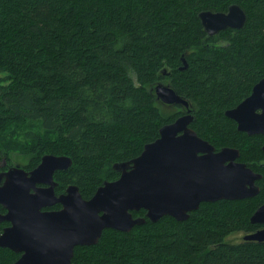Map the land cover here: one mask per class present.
<instances>
[{
    "label": "trees",
    "instance_id": "trees-1",
    "mask_svg": "<svg viewBox=\"0 0 264 264\" xmlns=\"http://www.w3.org/2000/svg\"><path fill=\"white\" fill-rule=\"evenodd\" d=\"M233 3L246 11L245 25L208 37L199 12ZM165 65L201 136L236 146L247 161L264 155V136L241 132L225 114L264 77V0H0V81H8L0 82V171L8 159L1 139L15 123L34 142L27 170L43 154L69 155L72 166L55 174L57 193L76 183L91 198L119 177L114 163L139 155L183 113L168 112L173 105L153 90ZM263 201L264 180L257 196L202 202L183 221L105 229L98 243L75 248L73 264H264V241L227 239L264 226L250 221ZM20 255L0 247V264Z\"/></svg>",
    "mask_w": 264,
    "mask_h": 264
},
{
    "label": "water",
    "instance_id": "water-1",
    "mask_svg": "<svg viewBox=\"0 0 264 264\" xmlns=\"http://www.w3.org/2000/svg\"><path fill=\"white\" fill-rule=\"evenodd\" d=\"M198 15L208 37L228 28L240 29L247 20L237 3L227 11L206 9ZM182 62L181 70L188 66L185 55ZM153 90L161 103L190 108V101L171 84L160 81ZM190 111L161 126L159 136L146 143L139 155L114 163L119 177L105 180L89 199L76 183L64 193L56 192L55 174L72 166L69 155L48 153L30 170L12 166L0 171V205L5 210L0 208V223H9L0 234V247L21 254L12 264H73L75 248L98 243L105 229L129 232L147 219L157 222L165 216L183 221L202 202L256 196L260 189L255 180L262 175L236 160L239 149L216 150L200 137L191 127L196 117ZM225 113L236 120L239 130L264 134V77ZM56 204L62 207L48 209ZM142 209L144 216H134ZM250 221L264 225V203ZM243 238L264 241V227Z\"/></svg>",
    "mask_w": 264,
    "mask_h": 264
},
{
    "label": "rangeland",
    "instance_id": "rangeland-1",
    "mask_svg": "<svg viewBox=\"0 0 264 264\" xmlns=\"http://www.w3.org/2000/svg\"><path fill=\"white\" fill-rule=\"evenodd\" d=\"M217 37H216V42H217ZM166 73L162 74V79L159 81H163L167 84H171L172 82V68L169 65H165L162 69V71H165ZM7 73L0 72V78H3L6 76ZM1 83H8L7 80L5 81H0ZM168 112H181L183 111V108L180 105H173L171 107H168ZM15 123H12L8 125L9 127L4 131L3 135L6 134L3 138L4 140L1 139V141L4 144V147H6V151L8 154V159L5 160V163L7 164V167L5 170H7L9 167L12 166H21L24 169H26V165L28 162L32 159V156L34 155V142L29 141L23 138V134L18 132L16 130V127L14 125ZM33 128L35 129H40L39 125L33 124ZM43 133V132H42ZM48 154V153H46ZM45 155V154H43ZM42 158V157H41ZM3 162V161H2ZM27 170V169H26ZM60 176V175H59ZM59 176L55 175V179L60 182ZM4 227L1 229V233L3 231ZM0 233V234H1ZM247 234L246 231H237L232 234H230L227 239L232 242H238L243 240L244 235Z\"/></svg>",
    "mask_w": 264,
    "mask_h": 264
},
{
    "label": "flooded vegetation",
    "instance_id": "flooded-vegetation-1",
    "mask_svg": "<svg viewBox=\"0 0 264 264\" xmlns=\"http://www.w3.org/2000/svg\"><path fill=\"white\" fill-rule=\"evenodd\" d=\"M250 95V94H249ZM248 95V96H249ZM247 96V97H248ZM246 98V97H245ZM244 98V99H245ZM243 99V100H244ZM242 100V101H243ZM238 105V104H237ZM236 105V106H237ZM236 106H234V107H232V108H235ZM232 108H229V109H232ZM229 109H227V110H229ZM189 110H191L190 112L192 113V114H194L193 113V109H192V107H190V108H187V107H183V113L182 114H185V113H188L189 112ZM226 110V111H227ZM225 111V112H226ZM258 112H261V110L259 109L258 110ZM181 114V115H182ZM226 114V113H225ZM195 115V114H194ZM233 119V118H232ZM234 120V119H233ZM235 121V123H236V126H237V129H238V123L236 122V120H234ZM193 123V122H192ZM191 127L197 132V130L192 126V124H191ZM239 130V129H238ZM241 131V130H240ZM241 132H245V131H241ZM198 133V132H197ZM246 134H248V132H245ZM198 135L200 136V137H202L203 139H205V140H207V141H209L215 148H216V150H220L222 147H226V146H222V147H218V146H216L211 140H209V139H207V138H205V137H203V136H201L199 133H198ZM249 136H250V134H248ZM253 135H263L264 136V134H262V133H260V134H253ZM227 146H229V147H234V148H237L236 146H230V145H227ZM263 147H264V142H263V144L261 145V148H262V150H263ZM237 149H239V148H237ZM239 151H240V156L236 159L237 161H240V162H244V163H246L247 164V166L249 167V168H251L255 173H258V174H261L262 175V177L261 178H259V179H256L255 180V184L259 187V189L261 190V187H262V182H263V180H264V155H262V157L261 158H259V159H253V160H249V161H247V160H245V159H242L241 158V150L239 149ZM263 152H264V150H263ZM57 181V180H56ZM70 185V184H69ZM67 188V187H66ZM66 191V189L63 191V192H61V193H64ZM56 192H58L57 191V187H56ZM260 192V191H259ZM60 192L59 193H57V194H61ZM259 194V193H258ZM257 194V195H258ZM256 195V196H257ZM255 197V196H254ZM250 198H253V197H250ZM246 199H248V198H246ZM262 203H264V201L262 202ZM261 203V204H262ZM260 204V205H261ZM57 205V204H56ZM56 205H54V206H52V207H50V208H48V209H60L62 206H61V204H59V207L58 208H55V206ZM259 205V206H260ZM258 206V207H259ZM257 207V208H258ZM256 208V209H257ZM4 210V209H3ZM5 211V210H4ZM8 226V225H7ZM6 227V226H5ZM262 227H264V226H262ZM261 227V228H262ZM19 254V253H18Z\"/></svg>",
    "mask_w": 264,
    "mask_h": 264
}]
</instances>
